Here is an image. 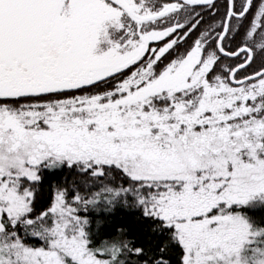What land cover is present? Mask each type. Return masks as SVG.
Listing matches in <instances>:
<instances>
[{"label":"snow or ice","instance_id":"1","mask_svg":"<svg viewBox=\"0 0 264 264\" xmlns=\"http://www.w3.org/2000/svg\"><path fill=\"white\" fill-rule=\"evenodd\" d=\"M0 264H264V0H0Z\"/></svg>","mask_w":264,"mask_h":264},{"label":"trees","instance_id":"2","mask_svg":"<svg viewBox=\"0 0 264 264\" xmlns=\"http://www.w3.org/2000/svg\"><path fill=\"white\" fill-rule=\"evenodd\" d=\"M116 218L117 219H120V220H128L131 218V216L127 213L126 210H121V211H118L116 214H115Z\"/></svg>","mask_w":264,"mask_h":264}]
</instances>
